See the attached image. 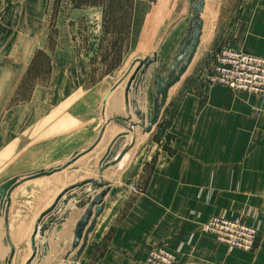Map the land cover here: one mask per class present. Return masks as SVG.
Returning a JSON list of instances; mask_svg holds the SVG:
<instances>
[{"label":"rangeland","instance_id":"374dc122","mask_svg":"<svg viewBox=\"0 0 264 264\" xmlns=\"http://www.w3.org/2000/svg\"><path fill=\"white\" fill-rule=\"evenodd\" d=\"M51 1V11L55 12V3L58 5L61 0ZM226 1L231 3L226 5ZM237 1H206L202 14L204 28L201 43L187 71L169 90L168 99L163 108L162 123L151 135H141L142 139L138 141L139 147L132 151L131 156L103 172L101 178L107 180L111 187L117 188V191L114 196L107 195V207H105L106 200L104 206V209H107L103 210L98 225L89 235L91 240L88 246L89 264L102 262L106 264L104 259L108 255L113 256L114 250L126 249L125 241H122V246L118 241L115 247L116 237L119 239L122 237L125 240L146 238L151 241L148 246H145L139 260L140 264H176V256L191 243L194 235L190 234L184 242L176 245H170V242L181 226L188 222L189 225L191 222L199 223L203 235L213 238L219 246H224L228 251L253 252L257 248L255 243L259 239H264V198L245 199L247 205L242 211L235 202V207L230 206L228 207L230 209H227L225 206L217 214L200 221L194 210L190 208V210L178 212L177 207L170 204L171 207L167 213L168 208L163 195L161 196L160 192L158 195L152 192L153 189L163 187L161 182L151 181L153 173L164 171L161 170L163 167L172 166L167 164L156 168V147L163 149L170 156L175 152L176 136L170 132L169 127L185 97L194 95L199 98L200 103L197 100L196 105L193 104L192 107L206 111L203 112L202 122L197 121L196 132H191L194 124L188 125L183 133L184 137L180 138L179 142H188L191 139L205 140L206 138L203 137L209 136V128L205 125L204 118L207 117L205 114H208L209 109L216 104L233 109L235 104L242 103V108L245 107L250 111L255 120L260 115H264V96L207 82V75L214 59L223 47L245 50L242 47H235L229 41L230 39H227L230 38L229 32L234 22L229 20L228 11L238 10ZM73 3L75 7L83 11L70 15L74 24L71 28L73 27L77 32V38L71 39L75 41L74 51L78 43L87 44L85 52L66 55V46H70L69 38H58V26L52 16L51 20L46 22L49 36L45 46L36 50L30 64H26L23 71L12 73L10 98L7 106L0 111V124L3 121V124L8 125L9 130L7 126H4L2 130L6 127L7 134L4 135L7 141L13 143L17 141L19 154L17 162L14 163L15 159L12 158L11 164L10 159H7L10 152V149H7L9 146L0 151V158L7 164L3 168L5 173L1 174V178L10 171L16 172L18 176H24L61 164L76 151L92 144L105 123L106 128L100 142L89 153L57 173L53 179L49 181L38 179V183L31 181V185L15 192L18 204L24 206L23 209L26 212L37 213L53 199L55 200L60 191L75 182L89 177L100 178L97 174V164L109 143L122 129L119 124L110 119L117 113H124V88L128 78L112 90L103 104L105 96L117 84L134 59L153 56L156 53L159 55L158 62L168 61L177 44L179 33L184 30L191 0H73ZM93 6L101 7V41L97 49H95L96 38L93 36L97 28V11L91 9ZM59 48L64 49L65 52L59 53L57 59L59 62L53 61L54 51ZM69 56L73 61L62 64L63 61L68 63L71 60ZM11 66L13 67L11 70H14L18 64H11ZM152 72L153 68L150 67L147 72L148 79L146 78L144 82V87L149 89L146 98L149 105ZM143 107H145L144 110H142ZM143 107L141 110L145 112L147 103ZM51 109L58 112V116L54 113V119H58V128L55 127L53 135L50 133ZM102 110H105L104 114ZM64 127L65 132L62 133L61 128ZM123 142H119L117 153L126 144ZM1 152L6 154L2 156ZM150 156L152 157L149 161ZM184 165L185 169L190 167ZM184 168L181 171H184ZM191 183L193 182L176 181L174 184L170 182L172 188H177V185L178 188H185L187 200H189V189H191L189 184ZM208 183V187L203 188L207 190L203 193L206 194L205 201L208 200L206 203L211 198L214 182ZM181 185L184 186L180 187ZM174 195H178L175 190ZM193 198L197 202L196 197ZM219 198L222 200L220 196ZM175 199L177 200L176 196ZM137 200L139 209L135 206ZM191 206H194L192 201ZM222 215L228 220H238L243 225L255 228L254 242L250 250L229 249L225 244L218 242L214 234L205 230L204 225L211 218ZM134 247L138 246L130 245L127 249H134ZM259 248L264 252V244H261ZM69 250L70 244L63 258L61 255L62 260H48L44 264H64V256ZM24 263L22 261L15 264ZM32 264L41 263L38 260L33 261Z\"/></svg>","mask_w":264,"mask_h":264},{"label":"crops","instance_id":"0c3cea01","mask_svg":"<svg viewBox=\"0 0 264 264\" xmlns=\"http://www.w3.org/2000/svg\"><path fill=\"white\" fill-rule=\"evenodd\" d=\"M51 3V0H0V111L7 106L10 98V78L12 73H18L20 70L23 71L25 65L30 64L36 50L45 46L47 36H49L46 22L51 20L52 16L53 21L58 26V38H69L70 46H66V55H73L75 52H85L87 44L78 43V45H75L76 51H74L75 41L71 39L77 38V32L73 28V18L70 15L74 12H81L83 9L75 7L73 0H61L58 5L55 3V12H52ZM229 3L231 2H225L226 5ZM236 4L238 10L228 11L230 13L229 20L234 22L233 28L229 32L230 38L227 39H230L229 41L235 47H242L254 55L264 57V0H238ZM91 9L97 11V28L93 34L96 38L95 49H97L101 41V7L93 6ZM71 26L73 27L71 28ZM61 51H64V49L59 48L54 51L53 61L59 62L57 59L59 58V53H63ZM69 57L71 60L68 63L66 61L61 63L69 64V62L73 61L72 57ZM11 64H18V66L14 70H11L13 68ZM205 87L204 90L206 89ZM148 91L149 89L146 86L139 89L141 97L136 99V101L139 100L136 102V107L140 110L147 103ZM197 100L200 103L199 98H196L194 95H188L178 107L169 127L170 132H173L176 136L175 152L170 156L159 147H156L157 150L155 152L157 156L156 168L159 165L171 164L172 166L161 168L164 171L159 173L155 171L151 181L162 183V188L153 189L152 192H155V195H158V192L161 193V196L163 195L168 208L167 213H169L170 204H173L177 207L176 210L178 212L189 208L194 210L199 220L204 221L210 216L217 214L225 206L227 209H230L228 208L230 206L235 207V202L236 206H239L242 211L247 205L245 199L251 197L264 198V115H260L255 120L250 111L245 109L244 106L242 108V103L235 104V108L233 109H229L228 107L223 108L224 106L221 107L216 104L215 107L212 106L209 109L208 114H205L207 117L204 118V123L209 128V136L203 137L206 138L205 140L198 139L197 141L191 139L188 142H179V139L184 137L183 133H185L188 125L192 126L194 124L191 132H196L197 121L202 122L203 112L206 110L192 107L193 104L196 105ZM144 108L142 109L144 110ZM102 112L104 114L105 110H102ZM54 113L58 116V112L51 109V135H53L55 127L58 128V119H54ZM116 115L126 116L125 110L124 113H117ZM133 120L137 121L138 119L136 116H133ZM162 121L163 110L159 121L149 133L142 134L141 129L136 128V136H140L135 137V145L126 153L121 161H124L129 155L131 156L132 151L139 147L138 141H140L141 135H151L153 131L157 130ZM4 126L8 128V125L3 124L2 121V124H0V151L9 146L7 149H10V152L7 159H10L9 163H11V159L13 158L15 159L14 163H16L19 154L17 141L16 143L7 141V137L4 135L7 134L6 127L5 130H2ZM121 128L117 134L125 130L122 126ZM61 130L64 133L65 127L61 128ZM51 140L56 139L51 138ZM129 140L130 135H127L125 140H122L124 141L123 144ZM152 153H154L153 150ZM5 154L1 152L2 156ZM184 164L190 167L185 169ZM6 166L7 164L3 163L0 158V185L18 176L16 172L12 173L10 171L9 174L1 178V174L5 173L3 172V168ZM183 168L184 171H181ZM55 175L40 179H47L49 181ZM32 181H37L35 183H38V179ZM176 181L193 182L189 184V188H191L189 189V200L186 198L187 191L183 187L184 185L180 186L184 189L178 188V185L177 188H172L170 182L174 184ZM209 181L211 183L214 182L212 183L213 191L209 202L206 203L208 200L205 201L206 194L204 195L203 193L207 192V190L203 188L208 187ZM31 183V181H28L19 185L12 191L10 197L8 210L9 238L15 248L11 264L25 262L29 258L31 254V235L35 221L54 200L37 213L26 212L23 209L24 206L18 204L14 194L17 190L20 191L21 188L31 185ZM174 190L175 193L176 191L178 192V195H174ZM194 196L197 202H195ZM104 200H106L105 207H107V196ZM191 201L194 203V206H191ZM135 206L139 207L138 200ZM67 209L70 211L65 221L60 223V230L56 231L55 226L45 231L43 240L48 245L46 254L39 259L41 264H44L48 260H62L61 255L63 258L65 250L71 244L72 230L75 222L83 212V208H77L74 201L71 200L67 205ZM63 214L64 211L54 215L60 218ZM100 218L101 215L97 219L96 226ZM190 234L194 235L193 240L176 256V264H264V252L259 248L261 244H264V239H259L255 243L257 248L253 252L228 251L224 246H219L213 238L203 235L200 231L199 223L191 222L189 225L188 222V224L181 226L177 235L170 242V245L184 242ZM90 241L89 236L86 249L75 264H89L90 255L88 246ZM114 241L115 247L118 245V241L120 242V246L125 241L124 246L126 249H120V251L114 250L113 256L108 255L104 259L106 264H118V262L119 264H140L141 255L150 240L146 238L125 240L122 237L120 239L116 237ZM61 243L66 244L61 246ZM130 245H137L138 247L127 249ZM36 246L38 247V242H36ZM9 251L10 249L5 239L3 210H1L0 264H4ZM74 253L75 251H72L70 257ZM34 261L37 262L38 259L36 258ZM101 264L104 263L102 262Z\"/></svg>","mask_w":264,"mask_h":264},{"label":"water","instance_id":"95a60500","mask_svg":"<svg viewBox=\"0 0 264 264\" xmlns=\"http://www.w3.org/2000/svg\"><path fill=\"white\" fill-rule=\"evenodd\" d=\"M205 1L206 0H191L189 10L190 18L188 19L184 30L179 33L177 44L173 48L166 63L158 62L159 55L156 53L153 56L134 59L127 71L118 80L117 84H115L105 96L103 104H105L112 90L118 84L122 83L124 79L128 78L124 88L126 116L116 115L110 119V121L121 125L125 130L115 136V138L109 143L103 156L100 158L97 164V174L100 178L95 179L89 177L64 188L59 192L52 204L38 216L31 235V255L24 264H32L36 258L39 260L46 254L48 244L43 240L45 231L55 226L56 231L60 230V223L64 222L69 214L70 210L67 209V205L71 200L74 201L77 208H83V212L74 224L70 250L64 256V264H69V262L75 264L81 258L86 249L89 234L94 231L97 219L104 210L105 197L108 194L114 196L117 191V188L111 187L107 180L101 178L102 173L110 167L117 165L124 158L126 153L135 145V130L137 127L141 129L142 134L149 133L159 121L161 112L168 99L169 90L187 71L199 47L203 32L202 14L205 7ZM135 64L137 65L135 66ZM150 67L153 68L149 86L151 89L150 113L145 116L141 115L139 109L135 110L134 115L139 119L136 121L131 117V109L135 107V100L130 98L129 94L132 89L136 90L137 84L144 80L143 77ZM105 128L106 123L103 125L92 144L76 151L63 163L50 168L41 169L31 174L14 177L0 185V211L3 210L5 239L10 249L9 255L4 264H11L15 252V248L9 238L8 222V210L12 191L25 182L50 177L69 167L80 157L89 153L100 142L105 132ZM129 134L132 135V139L117 153L116 149L119 147V142ZM62 211H64V214L60 218H57V216L54 215ZM36 242H38V247L36 246ZM63 245L64 244L61 243V246ZM72 251H75V253L73 256L69 257Z\"/></svg>","mask_w":264,"mask_h":264},{"label":"built area","instance_id":"2783aa9c","mask_svg":"<svg viewBox=\"0 0 264 264\" xmlns=\"http://www.w3.org/2000/svg\"><path fill=\"white\" fill-rule=\"evenodd\" d=\"M207 82L264 96V58L242 49L223 47L214 59ZM204 228L229 249L250 250L256 232L253 226L228 220L224 215L211 218Z\"/></svg>","mask_w":264,"mask_h":264},{"label":"bare ground","instance_id":"6f19581e","mask_svg":"<svg viewBox=\"0 0 264 264\" xmlns=\"http://www.w3.org/2000/svg\"><path fill=\"white\" fill-rule=\"evenodd\" d=\"M189 10H190V7H189V9H188V13H187V18H186V22H185V25L187 24V22H188V19L190 18V12H189ZM185 25H184V28H185ZM183 28V29H184ZM137 64H135V66H136ZM134 69V68H133ZM149 70V69H148ZM148 72V71H147ZM144 78V80L141 82V83H139V84H137V86H136V90L134 89V91L132 92L131 91V93H133L134 95H132L131 96V94L129 95V96H131L130 98H133L135 101V107L133 108V109H131V117L133 118V116H135L134 115V111L135 110H137V109H139V108H137L136 107V102L137 101H139V100H137L136 101V99L137 98H139V97H141V94L139 93V89L140 88H143L144 87V82L148 79V77H147V73L145 74V76L143 77ZM147 78V79H146ZM146 79V80H145ZM141 101V100H140ZM145 102V101H144ZM149 101H147V109H146V111L145 112H142L140 109V112H141V115H147L148 113H150V105H149V103H148ZM114 103H116V102H114ZM138 106V105H137ZM143 110V109H142ZM122 132H124V131H122ZM136 132H137V129L135 130V137H136ZM121 133V132H120ZM129 135H131V134H129ZM131 137H132V135H131ZM103 174V173H102Z\"/></svg>","mask_w":264,"mask_h":264}]
</instances>
